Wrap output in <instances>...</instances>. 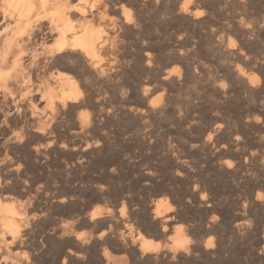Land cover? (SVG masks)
<instances>
[{
  "label": "rangeland",
  "instance_id": "obj_1",
  "mask_svg": "<svg viewBox=\"0 0 264 264\" xmlns=\"http://www.w3.org/2000/svg\"><path fill=\"white\" fill-rule=\"evenodd\" d=\"M72 1L76 2L80 6H84V7L86 6L85 8L87 9V14H88L87 16H89L88 18L92 19L95 24L97 23L99 25L101 23V21H103V23L106 21V23H104L103 25L105 26V28L108 32V42H107V46L104 49L105 55L103 54L104 58H106V59H104L105 60L103 62L104 64L101 65L102 67L100 66V68L98 69L99 72L98 73L96 72V74L94 72V75H95L94 77L86 74L87 77L89 76L88 80H87V82H88L87 85L89 87L88 88L89 90L87 92L88 98H86L87 100L80 103L78 105V107L75 108V110H73L74 114L71 112L70 116L62 115L58 120V123H59L58 126L60 127V129H65L64 127H68V126L72 129L78 128V127H76V126H78L77 122H78V120H80V118L85 113L89 117V118L87 117V126L85 129L86 137L89 139L86 138V141H84V143H85L84 146L87 144L89 146H94L95 143L98 144L97 141L99 139L101 141H103V140L106 141V146L104 147V149L102 151H100V153L97 154L99 157L96 155V159H93V163L92 162L91 163H85V164H82V166L81 165L78 166V164H77L78 158L76 157V155L74 153H71V152H66V153L64 152L63 154L61 153V154L53 155L52 157H50V159L48 161H46L45 163H42V167L44 170L41 167L39 170L34 171L33 173L29 174V176L31 177V178L29 177V180L31 182H33L35 184V187H37L39 189V193H37L34 190V191H30L29 192L30 194L27 193V195H25L23 197L25 203L27 204L26 207H27V219H28L26 231H25L26 232L25 233V239H29V238L30 239L31 238L32 239H35V238L36 239H43V238L47 239V238H49L51 240H49L50 242H48V245H47V243L45 244L47 247L43 253L36 254L37 253V252L35 253L36 250L27 249L26 253L22 254L23 259H25L26 261H32L34 259V256H36L37 259L40 257V259H38V260L40 262H42L43 264L44 263L45 264H56V262H57L56 257L58 255L56 253L57 252L59 253V251H61L60 248L61 249L63 248V244H62L63 242H61L59 240V238L60 239H76V236L82 232H84L82 234H85V236H86L85 238H88V239H97L100 232L104 233V235L106 234L105 235L106 237L103 235V238L105 237L104 239H112V238L118 239V237H119V239L120 238L122 239L124 237H125L124 239H126L127 237H128L127 239H132L134 236H136L135 234H137L138 232L141 231V233H143V235H145L146 237L154 239V242L151 239L150 240L153 243H155L156 245L160 246L161 249H164V248L166 249V247H168L171 244L172 240L174 239V236L176 235L175 234L176 228L180 226V227L184 228L185 235L189 236V238L192 236V239H194V240L206 242L205 240L213 239L215 246H217L220 241L221 242L225 241L222 244L223 247L221 248L222 249V256L221 257L216 256L215 258H208L206 261L204 258L203 259L199 258V259L195 260L197 262L194 261L193 264L194 263L195 264L196 263L197 264H208V263L210 264L211 262H212L211 264H213V263L214 264H264V262L262 263L257 257V252L260 251V247L258 248L254 244L257 239H264V237H263L264 236V219H263L264 218V207H263L264 204L258 205V204L253 203V200L257 197V195H256L257 190L253 187L254 183H253V181L248 180L246 178H243L242 176H239V177L234 178V179H233V177L229 178L225 173L222 172L224 170H222L221 168L218 169V167H217V165H219L221 163H222V165H224V163H227V164L233 163L236 165L237 160L235 159L234 153H235V150L237 151V149H240V151L238 150L239 152H252V153H256L257 151L261 152L260 149H262V148L260 146V140H263V142H264V121H261V123L256 125V126L250 125L246 129L242 128L244 126V123L242 125H240V123H239V119H241L242 117H243V119H246L247 117L257 118V117L263 116L262 120H264L263 119L264 118V115H263L264 114V86H263L264 80L261 78L260 85L261 84L262 85L259 87V89H257V93H259V94H257L256 90L254 88L248 87L249 88L248 89L246 87H241L242 83L240 84V83H237L235 80H232L233 78H232L230 73L227 75V73L230 72L229 66L232 69L241 67V65H243V67L248 65V67H249V64H250L249 61H251L250 66L253 69L254 67H257V65L260 66V65H262V63H264V56H263L264 55V42H263L264 41V16H263L264 15V0H255V1L254 0H242V1L241 0H192V1L191 0H72ZM186 1H188V2H186ZM196 1H197V3H196ZM235 3H236V5H235ZM94 4H96L95 8L93 6ZM240 4H241V6H240ZM185 5H188L190 8L191 7L194 8L193 9L194 13L196 12L197 16H199V17H195L196 15H194L192 17L187 16V18H186V15H184L183 13L181 15L180 13L182 11V7H184ZM190 5H193V6H190ZM114 7H116V9H113ZM240 7L242 8V10ZM132 11H133V13H131ZM102 12L103 13L106 12L110 16L107 14L105 20H102L101 19L102 18L101 16L103 15ZM113 12H114V15H113ZM130 13H131V15H130ZM127 15L129 16V20L131 22L130 25L126 24L125 20H124V18ZM109 17H110V19H109ZM111 18H113V19H111ZM114 19H116V20H114ZM126 19H127V17H126ZM108 20H112V21H108ZM196 21H199V22H196ZM202 21H204V22H202ZM251 21H252V23H251ZM200 22H202V23H200ZM196 23H198L199 25H197ZM204 23H205V26H203ZM237 25H240V26H237ZM243 27H244V29H243ZM247 27L249 28V31H248ZM157 29H158V31H156ZM201 29H204V31ZM213 32H214V34H213ZM250 32H252V34ZM158 34H160V35H158ZM248 35H250L252 38ZM210 36H212V37H210ZM220 36H223L224 39H223V37H220ZM219 37H220V39H219ZM190 38H191V40H190ZM219 40H221V41H219ZM217 41H218V43H217ZM246 41H248L249 44ZM219 42H220L221 46H219ZM221 42H223V44H225V45L223 46ZM145 43H147V44H145ZM233 43H235V45H233ZM203 44H205V45H203ZM226 45H227V47H229L228 49L226 48ZM231 48H233L232 49L233 51L231 50ZM236 48H237V50H236ZM222 49H223V51H222ZM224 51L226 52V54ZM236 51H238L239 53ZM227 53L231 56H229ZM240 53H242V54H240ZM125 54H126V56H125ZM233 54L235 56H232ZM236 54H237V56H236ZM255 54H256V56H255ZM257 54L259 55V57ZM181 57H182V59H180ZM183 58H185V59L187 58V59L185 60ZM248 58H249V61H248ZM259 58H260V60H259ZM230 61L231 62L236 61V63L235 62L231 63ZM260 61H261V64H260ZM189 62H190V64L188 65ZM247 62H249V63H247ZM234 64H236L235 65L236 67H234ZM200 65H202L201 67L203 70L200 68ZM74 66H76V65H74ZM213 66L216 68H214ZM217 66L219 68L222 67L223 70L219 69ZM209 67H211V68H209ZM61 68L63 69V71H67L73 75L80 74L79 67H77V68L76 67H73V68L70 67L69 69H68V67H61ZM170 69H173V70H170ZM205 69H206V71H208L209 75H207L208 73H204V72H206ZM212 70H213V72H211ZM216 71H217V73H216ZM225 71H227V72H225ZM252 71L257 73L258 70L254 68ZM166 72H168L169 75ZM200 73H202V74H200ZM154 74L157 77L156 79H155ZM203 74H204V76H203ZM216 74H218V76L219 75L220 76L218 77ZM257 74H260V76L263 75L264 69H260V71H258ZM176 75H177V77H176ZM225 75L229 78H227ZM212 77L214 78V80ZM216 78H217V81L215 80ZM173 79H174V81H173ZM218 79H219V81H218ZM156 80H157V82H156ZM161 81H164L165 83L161 82ZM214 81L216 84L214 83ZM233 81H235V82H233ZM207 84H209V85H207ZM230 84H231V86H230ZM238 84L240 87L238 86ZM206 86H209V87L212 86V87L209 88ZM227 86H228V88H227ZM113 88H114V90H113ZM207 88H208V90H207ZM216 88H217V90H216ZM245 88H246V91H250V89H251V92H247L248 94L245 93L246 92ZM209 89H212V90H209ZM218 89H220V90H218ZM222 90H223V92H222ZM208 91H210L212 93H210ZM237 91H238V93H234ZM240 91H241V93H240ZM252 91H253V93H252ZM258 91H260V92H258ZM219 93H220V96H219ZM89 94H90V96H89ZM211 94H212V96H211ZM256 94H257V96H256ZM207 95H209V96H207ZM247 95H248V97H247ZM216 96H218L219 98ZM208 97H211L214 99H210ZM234 97L237 99H235ZM250 97H251V99H250ZM218 99H219V101H218ZM212 101H214V102H212ZM223 101H224V103H221ZM125 103H126V105H125ZM222 104H223V106H222ZM253 104H254V106H253ZM249 105H251V106H249ZM153 107H155V108H153ZM246 107H248L249 110L246 109ZM250 107H252V109ZM130 108H132V109H130ZM149 108H151V109H149ZM163 108H164V110H163ZM189 109H190V111H189ZM225 109H226V111H225ZM242 110H244V111H242ZM131 111H132V113H131ZM167 112H169V113H167ZM216 112H221V115H220V113H216ZM81 113H83V114H81ZM123 113H125V114H123ZM186 113H188V115H186ZM228 113H230V114L228 115ZM190 114H192V115H190ZM259 115H261V116H259ZM156 116L159 119H157ZM207 116L209 118H207ZM67 117H69V118H67ZM215 117H222V119H217V118L215 119ZM62 118L64 119V121L60 120ZM111 118H112V120H111ZM206 118L209 119V121L208 120L206 121ZM197 119H198V121H197ZM65 120H66V122H65ZM194 120H196V121H194ZM74 121H76V124L74 123ZM217 121H219V122H217ZM62 122H65V124L64 123L62 124ZM221 122L224 125L223 130H222L224 132H223V134L221 131L218 132L219 133V134H217L218 137L215 135L214 138L211 139L210 143L213 144L212 145L213 147L210 151L207 149L203 150V148H201V149L194 148L195 149V151H194V149L190 147V145L194 144L195 140H197L199 138V136L204 138V139L208 136L209 131L205 132L206 128L209 127L211 130H214L213 128H215L217 126V123H221ZM228 122H229V125L227 124ZM212 123H213V125H212ZM237 124H239V125L236 126ZM227 126H230V128ZM105 128H106V131H104ZM227 128H229L228 130H230V131H227ZM234 129H236L235 130L236 132L234 131ZM90 130H92V131H90ZM93 130H94V132H93ZM238 130H239V132L240 131L241 132L239 133ZM86 131H87V133H86ZM199 131L201 133H199ZM259 132H261L262 135ZM206 133H207V135H205ZM186 134H187V136H186ZM198 134H199V136H198ZM231 134H232V136H230ZM195 135H197V136H195ZM226 135L228 137L229 136L230 137L228 138ZM237 135H238V139L236 140L234 137H237ZM103 136L105 139L103 138ZM105 136H107V137H105ZM177 136H179V137H177ZM147 137L148 138L151 137V139H148ZM196 137H197V139H196ZM241 137H243L241 139L243 142L240 141ZM173 140L175 143H173ZM189 141H191V142H189ZM244 141L246 143H244ZM86 142H88V143H86ZM258 142H259V144H258ZM152 143H153V146H152ZM165 143H166V145H165ZM169 143H170V145H169ZM223 143H228V144L230 143L227 146L228 149L225 148V150L223 149L222 151L218 150V146L222 145ZM241 143H244L245 146H244V144H241ZM119 144H120V148H119ZM136 144L138 146H136ZM147 144L149 145V147ZM163 144H164V146H167V147L164 148ZM176 144H178V145H176ZM183 144H185L186 146L188 145V146L184 147L185 145H183ZM239 144H240V146H239ZM121 145L123 146V148ZM246 145H248V146H246ZM255 145H257V146H255ZM144 147L146 148V151L144 149H142ZM154 147H156V148H154ZM189 147L193 150H191ZM229 147H230V149H229ZM237 147H239V148H237ZM242 147L244 148V150H241ZM253 147H254V149H253ZM171 148L172 149L176 148V149H173L174 150L173 151ZM184 149H186V150H184ZM187 149H189V151ZM127 150L129 152H125ZM160 150H161V152H160ZM176 150H177V152H176ZM196 150L200 151V152H198L199 154L197 153ZM205 150H207V151H205ZM226 150H228V152ZM115 151H117V152H115ZM121 151H122V153H121ZM148 151H150L149 154H147ZM170 151L171 152L173 151V152L171 153ZM166 152H168V153H166ZM219 152H221V153L219 154ZM229 152H231V154L232 153L233 154L231 155ZM173 153L174 154L179 153L178 155H180L184 158H188L190 161H195L196 163L198 161V164H197L198 170L196 172H194L196 174L192 177H184V178L178 176L176 173L177 169L179 168L177 166V163H175V162L173 163L168 157L169 154L171 155ZM194 153L196 154L195 156H194ZM132 154L134 156L135 155L136 156L134 157V156H132ZM204 154H207L208 157ZM140 156H142V158ZM165 156L167 157V159ZM204 156L206 158L201 159V157H204ZM210 156H212L211 157L212 159L214 158L212 164L210 163L211 159L209 161ZM219 157H222V158H219ZM97 158H98V160H97ZM101 158H103V159H101ZM147 158H148V160H147ZM123 159H124V161L126 159L127 160L124 162V161H122ZM138 159H140V160H138ZM207 159L209 162L207 161ZM243 159H245V158L243 157L242 160ZM101 161H103L104 163ZM108 162L112 167L111 168L109 165L110 173H108V174H103L102 172L100 173V171H102V170H100V167L105 165L106 163H107L106 165H108ZM74 164H75V166H74ZM209 164H211V165H209ZM227 164H225V165H227ZM68 165H69V167H68ZM123 165H124V167H123ZM134 165H136V166H134ZM156 165H157V167H156ZM207 165H208V167H206ZM44 166H45V168H44ZM200 167H202V168H200ZM215 167L217 169H215ZM212 168H213V170H212ZM81 169H83V170H81ZM148 169H149V171H148ZM71 170H72V172H71ZM157 171H159V172H157ZM199 171H201V172H199ZM40 172L42 173V175ZM147 172H148V174H147ZM209 172H210V174H209ZM150 173H151V175H150ZM100 174H102V175H100ZM112 175L116 178H114ZM102 176L105 178H103ZM199 176H202V179L199 178ZM191 178H192V180L193 179L194 180L192 181ZM93 179H95V180H93ZM115 179H117V180L115 181ZM118 179L120 182L118 181ZM161 179H163V180H161ZM203 179H204V181H203ZM226 179L228 182L226 181ZM190 180L193 183L190 182ZM97 181H99V183ZM87 182H89V183L87 184ZM132 182L133 183L136 182L135 185ZM199 182L201 185L199 184ZM163 183H165V184H163ZM237 183L240 184L239 187H238ZM248 183H251V185ZM98 184H100V185L98 186ZM146 184H148V185H146ZM208 184H210V185H208ZM83 185H85L86 187ZM90 185H92V186L95 185L96 189H98V190L95 191V188L90 186ZM204 185H206V186H204ZM116 186H118V187H116ZM141 186L144 189H142ZM147 186L149 189L148 192H147ZM207 186H209L210 188ZM249 186H251V187H249ZM76 187H78V188H76ZM83 187H85V189ZM145 187H146V190H145ZM163 187H164L165 191L162 193L160 190H163ZM106 188L109 190H107ZM197 188L198 189L200 188L199 189L200 191ZM81 189H82V191H81ZM156 189L158 190V192ZM209 189L211 191H209ZM138 190H140V192ZM127 191H130V192H127ZM101 192H103V193L107 192V195L104 193V197L102 199L96 200L95 196ZM116 192H118V193H116ZM159 192H160V194H159ZM189 192H190V194H189ZM193 192L195 193V195H197V197H199L198 200H201L203 198V200L206 204L210 201V198H211V200H213V202L215 204L217 202V204L215 205V209H211L209 211L205 207L199 208L198 206H196L197 204L195 202H193L194 200L192 201V198H191V195ZM200 192H201V194H200ZM208 192H210V193H208ZM212 192H214V193H212ZM240 192H242V194ZM127 193L128 194L130 193L129 196H131L132 202H131V206L128 205V210H127L128 214L126 212V214L124 213L125 215H123L118 210L119 207L121 208V206H122V205L120 206V204H122L120 197L122 194H127ZM136 193H137V195H136ZM179 193H180V195H179ZM139 194H141L142 196H140ZM143 194H145V195H143ZM209 194L211 195V197ZM57 195L59 197H57ZM146 195H148V196H146ZM166 195H168V197L171 201L168 199V197ZM178 195H179V197H178ZM244 195L247 196L248 198L251 196L250 197L251 199L249 198V200H248V198L245 197ZM170 196H171V198L172 197L173 198L171 199ZM204 196H205V198H204ZM218 196H220L221 198H219ZM40 197H42V198H40ZM68 197H70V198H68ZM115 197H117V198H115ZM134 197H135V199H134ZM174 197H176V199ZM186 197L189 198L192 202V203L190 202L192 204V206H189V209L187 211L185 208H183L182 205L180 206V201H179L181 199L187 200ZM58 198H66V203L59 204L58 202H56ZM90 198H92V200ZM217 198H218V200H217ZM116 199H118V200H116ZM167 199H168V201H170L172 203L171 204L169 202L170 205H173L176 203L177 204L170 206ZM220 199H223V200L220 201ZM160 200L167 202V205L169 207H172V209L174 211H177V212L181 211V213H182V214L180 213V215L177 216L176 219L172 220L170 223L167 224L168 228H167V231H165V232H159V231L156 232L157 229H155V228L153 229V227L148 226L144 220L145 219L144 218V216H145L144 211L148 210V212L150 214H153V211H155L154 205L156 206L158 201H160ZM231 200H232V202H231ZM73 201H74V203L75 202L76 203L73 204ZM223 201H226V202H223ZM53 203H54V205H53ZM152 203H155V204H152ZM231 203H234V204H231ZM244 203L247 207V210L249 208L251 210L249 209L248 212L244 213L245 215L237 213L238 210H236V209L237 208L238 209L243 208ZM263 203H264V200H263ZM229 204H230V206H229ZM238 204H240V205H238ZM61 205H64V206H61ZM252 205L254 207H252ZM57 206H58V208L56 209ZM100 206L103 207V214L104 215L107 214L106 216H104L106 218V220L104 217H102V218H100L101 220L97 219L91 225L89 223L88 224L86 223L87 225L84 224L83 223L84 218H82V217L86 218L89 215V213H90L89 209H92L94 207H100ZM137 206H139V207H137ZM143 206L146 210L143 208ZM174 206H175V208H173ZM193 206H196V207L194 208ZM149 207H150V209H149ZM227 207H228V209L226 210ZM232 207H234V208H232ZM33 208H34V210H33ZM106 208L107 209L111 208V210L107 211V210H105ZM137 208H139V209H137ZM140 208H142L143 210H141ZM232 209H235V210H232ZM255 209H257V210H255ZM114 210L119 211V212H116ZM134 210L136 213L134 212ZM136 210L141 211V212H139L140 214ZM189 210L191 212H189ZM56 211H58V212H56ZM60 212H61V214H60ZM253 212H254V214H253ZM119 213L121 216H119ZM249 213H250V215H249ZM47 214H48V216H47ZM135 214H136V216H135ZM137 214H138V216H137ZM231 214L233 216L235 214L238 218L236 216L233 217ZM41 215L43 216V218ZM83 215H85V216H83ZM130 215H132V216H130ZM113 216L114 217L116 216L115 220H114ZM122 216H124L125 218L127 216V219H129V220H127V219L125 220V218H123ZM134 216L136 217L135 219H137V220L133 219ZM240 216H242V218ZM243 216L249 222L245 221V220H240V219H244ZM245 216H247V218ZM110 217H111V219H110ZM233 218H235V220ZM236 218L238 220H236ZM250 218H252V219H250ZM257 218H259V219H257ZM182 219H183V221H181ZM107 220H109V221H107ZM188 220H190V221H188ZM211 220L212 221L213 220L218 221V222L215 221V223H217L216 226L217 225L219 226L215 229L216 232L215 231L213 232V230L210 231L208 229V225H212ZM37 221L39 223H37ZM101 221L102 222L107 221V222L102 224ZM137 221H139L140 224ZM195 221H197V222H195ZM224 221H226V222H224ZM257 221H259V222L257 223ZM126 222H128V225ZM135 222L138 224H134ZM185 222H187V223L185 224ZM246 222L250 223L251 228H250V226H246V225H248ZM69 223H71V224H69ZM175 223H176V226H175ZM224 223H225V225H224ZM36 224H37V226H36ZM105 224H106V227H105ZM129 224H131V225H129ZM181 224L182 225L185 224V226H182ZM234 224L235 225L236 224L241 225V226H239L240 228H239L237 233H236V229L234 228L235 227ZM42 225H43V227H42ZM124 225L125 226L127 225V226L125 227ZM137 225H138V227H137ZM139 225H140V228H139ZM142 225L146 228L144 229L142 227ZM229 225L234 226V227L231 226L232 229L234 228L233 229L234 231H231V228ZM112 226H114V228ZM130 226H133L134 229H133V227L130 228ZM187 226H189L190 228ZM109 228L111 230H109ZM122 228L125 229L126 231L127 230H129V231H127L125 234V231ZM126 228H129V229H126ZM248 228H249V231L247 230ZM254 228H257V229H254ZM79 229H82V230H79ZM135 229H136V233H134ZM138 229H141V230L138 231ZM146 229H148V230H146ZM190 229L191 230L195 229V230L190 232ZM250 229L252 231H250ZM59 230H61V231H59ZM153 230H155V231H153ZM219 230L220 231L222 230V232H219ZM225 230L226 231L229 230L230 232L227 233L228 232L227 231L226 232L227 234H226ZM187 231H189V232H187ZM239 231H241V232H239ZM132 232L134 234H132ZM232 232H234V233H232ZM247 232H248V234H246ZM39 233H40V235H39ZM52 233H54L56 235L54 236V234H52ZM121 233H122V235H121ZM123 233H124V235H123ZM165 233H166V235H165ZM48 234H51V235H48ZM127 234H129V235H127ZM159 234H160V236H159ZM169 234H170V236H169ZM189 234H193V235H189ZM222 235H223V237H222ZM230 235H232V236H230ZM234 235L238 236V237H235ZM242 235H244V236L242 237ZM107 236H109L111 238H109ZM122 236H124V237H122ZM196 236H197V238H196ZM218 237H220V240ZM229 237H230V239H228ZM52 238L55 241L52 240ZM168 239H169V241H168ZM216 239H218V240H216ZM56 240H57V242H56ZM156 240L158 242H156ZM230 240H232V241H230ZM226 241H227V243H226ZM234 241H235V243H234ZM242 241H244L246 243H242ZM166 242H167V244H165ZM238 242H239V244H238ZM241 244L242 245L245 244V245L240 246ZM247 244H248V246H247ZM52 245H54V246L52 247ZM108 245H110V246H108ZM226 245H227V247H225ZM162 246H164V247H162ZM49 247H50L51 252H49ZM111 248H112V250H110ZM113 248H114V244H112V243L106 244L105 247H103V251H107V252L112 251L115 259L116 258H118V259H124L125 258L126 260H130L129 256L124 255L123 253L118 252V250H114L115 248L114 249ZM54 249H56V250H54ZM245 249H247V250H245ZM231 251H232V253H231ZM112 252H111V254H112ZM223 252H225L226 255ZM227 252H229L228 255H227ZM122 254H123V256H122ZM46 259H48V260H46ZM227 259H229L230 261ZM50 260L52 261L51 263H50ZM201 260L202 261L204 260V261L202 262ZM71 263L72 264H75V263L80 264L81 262L78 259L73 258L71 260V262H69L68 264H71ZM120 263L121 262H119V264Z\"/></svg>",
  "mask_w": 264,
  "mask_h": 264
},
{
  "label": "bare ground",
  "instance_id": "obj_2",
  "mask_svg": "<svg viewBox=\"0 0 264 264\" xmlns=\"http://www.w3.org/2000/svg\"><path fill=\"white\" fill-rule=\"evenodd\" d=\"M192 1V0H191ZM242 1V0H241ZM255 1V0H254ZM188 2V1H186ZM195 2V1H194ZM88 3V2H87ZM86 3V4H87ZM180 3V2H179ZM197 3V1H196ZM240 3V2H239ZM253 3V2H252ZM134 4V3H133ZM249 4V3H248ZM94 4V8H95ZM182 5V4H181ZM189 5V4H188ZM188 5H185L182 7L181 15L182 13L187 16H197L196 12L194 13V8H190ZM236 5V3H235ZM243 5V4H242ZM193 6V5H190ZM231 6V5H230ZM238 6V5H237ZM241 6V4H240ZM86 7V6H85ZM84 6L78 5L76 2H73L72 0H0V264H43L37 259L36 256H34V259L32 261H26L23 259L22 254L26 253L27 249H34L36 250L35 253H43L46 249V243L48 245V242H50L49 238L45 239H25V231L27 226V207L26 203L23 199L27 193L30 191H36L39 193V189L35 187V184L29 180V174L33 173L34 171L39 170L42 167V163H45L56 154H63L64 152H71L76 155L78 158V166L85 163H93V159H96V155L100 153L106 146V141H101L100 139L97 141L98 144L95 143L94 146H89L88 144L84 146V141H86V134L85 129L87 126V114L84 113V115L78 120V128L72 129L68 125V127H64L65 129H60L58 126V120L62 115L70 116L71 112L73 113V110L78 107V105L85 100H87V92H88V85L87 80L88 77L86 74L90 76H95L94 72L98 73V69L103 62L104 59V49L107 46L108 42V32L103 25L106 23V21L97 25L94 23L92 19H89L87 16V9ZM108 7V6H107ZM163 7V6H162ZM174 7V6H173ZM179 7V6H178ZM195 7V6H194ZM197 7V6H196ZM213 7V6H212ZM219 7V6H218ZM110 8V7H109ZM122 8V7H121ZM127 8V7H126ZM131 8V7H130ZM129 8V9H130ZM149 8V7H148ZM204 8V7H203ZM210 8V7H209ZM238 8V7H237ZM241 8V7H240ZM239 8V9H240ZM108 9V8H107ZM113 9H116L114 7ZM112 9V10H113ZM128 9V8H127ZM164 9V8H163ZM201 9V8H200ZM199 9V10H200ZM210 10V9H209ZM242 10V8H241ZM105 11V10H104ZM122 11V10H121ZM198 11V10H197ZM212 11V10H211ZM199 12V11H198ZM213 12V11H212ZM211 12V13H212ZM103 13V12H102ZM133 13V11L131 12ZM130 13V15H131ZM202 13V12H201ZM108 13H103L101 16L102 20H105L106 15ZM164 14V13H163ZM244 14V13H243ZM109 15V14H108ZM114 15V12H113ZM175 15V14H174ZM110 16V15H109ZM112 16V15H111ZM144 16V15H143ZM205 16V15H204ZM246 16V15H245ZM264 16V15H263ZM127 17V19H126ZM124 20L125 23L130 25L129 16L127 15ZM212 17V16H211ZM244 17V16H243ZM91 18V17H90ZM181 18V17H180ZM179 18V19H180ZM183 18V17H182ZM240 18V17H239ZM108 19V18H107ZM110 19V17H109ZM113 19V18H111ZM161 19V18H160ZM185 19V18H184ZM193 19V18H192ZM258 19V18H257ZM262 19V18H261ZM98 20V19H97ZM116 20V19H114ZM118 20V19H117ZM148 20V19H147ZM165 20V19H164ZM183 20V19H182ZM242 20V19H241ZM256 20V19H255ZM112 21V20H108ZM178 21V20H177ZM199 22V21H196ZM204 22V21H202ZM200 22V23H202ZM192 23V22H191ZM252 23V21H251ZM254 23V22H253ZM113 24V23H112ZM115 24V23H114ZM136 24V23H135ZM199 25L198 23H196ZM237 24V23H236ZM244 25V24H243ZM189 26V25H188ZM205 26V23L204 25ZM230 26V25H229ZM240 26V25H237ZM256 26V25H255ZM184 27V26H183ZM195 27V26H194ZM223 27V26H222ZM249 27V26H248ZM247 27L248 31L249 28ZM251 27V26H250ZM147 28V27H146ZM239 28V27H238ZM187 29V28H186ZM200 29V28H199ZM208 29V28H207ZM244 29V27H243ZM251 29V28H250ZM116 30V29H115ZM204 31V29H201ZM210 30V29H209ZM239 30V29H238ZM158 31V29L156 30ZM212 31V30H211ZM162 32V31H161ZM177 32V31H176ZM198 32V31H197ZM231 32V31H230ZM247 32V31H246ZM117 33V32H116ZM252 34V32H250ZM123 34V33H122ZM189 34V33H188ZM214 34V32H213ZM228 34V33H227ZM237 34V33H236ZM246 34V33H245ZM263 34V33H262ZM160 35V34H158ZM139 36V35H138ZM202 36V35H201ZM246 36V35H245ZM244 36V37H245ZM250 36V35H248ZM117 37V36H116ZM206 37V36H205ZM212 37V36H210ZM209 37V38H210ZM215 37V36H214ZM223 37V36H220ZM219 37V39H220ZM233 37V36H232ZM251 37V36H250ZM208 38V37H207ZM236 38V37H235ZM234 38V39H235ZM252 38V37H251ZM115 39V38H114ZM117 39V38H116ZM159 39V38H158ZM211 39V38H210ZM217 39V38H216ZM224 39V37H223ZM222 39V40H223ZM243 39V38H242ZM191 40V38H190ZM205 40V39H204ZM236 40V39H235ZM244 40V39H243ZM126 41V40H125ZM188 41V40H187ZM221 41V40H219ZM224 41V40H223ZM129 42V41H128ZM191 42V41H190ZM209 42V41H208ZM211 42V41H210ZM248 43V41H246ZM262 42V41H261ZM264 42V41H263ZM131 43V42H130ZM141 43V42H140ZM176 43V42H175ZM189 43V42H188ZM194 43V42H193ZM197 43V42H196ZM202 43V42H201ZM218 43V41H217ZM224 46L223 42H221ZM236 43V42H235ZM233 43V45H235ZM246 43V44H247ZM134 44V43H133ZM147 44V43H145ZM169 44V43H168ZM210 44V43H209ZM249 44V43H248ZM177 45V44H176ZM190 45V44H189ZM205 45V44H203ZM217 45V44H216ZM232 45V44H231ZM253 45V44H252ZM130 46V45H129ZM165 46V45H164ZM186 46V45H185ZM212 46V45H211ZM218 46V45H217ZM219 46L220 42H219ZM245 46V45H244ZM243 46V47H244ZM109 47V46H108ZM137 47V46H136ZM198 47V46H197ZM215 47V46H214ZM232 47V46H231ZM222 48V47H221ZM226 48L228 49L229 47ZM225 48V49H226ZM234 48V47H233ZM231 48V50L233 49ZM245 48V47H244ZM182 49V48H181ZM240 49V48H239ZM221 50V49H220ZM237 50V48H236ZM244 50V49H243ZM246 50V49H245ZM253 50V49H252ZM171 51V50H170ZM177 51V50H176ZM223 51V49H222ZM233 51V50H232ZM262 51V50H261ZM225 52V51H224ZM238 52V51H236ZM138 53V52H137ZM136 53V54H137ZM229 53V52H228ZM227 53V54H228ZM233 53V52H232ZM231 53V54H232ZM239 53V52H238ZM244 53V52H243ZM246 53V52H245ZM104 54V55H103ZM226 54V52H225ZM242 54V53H240ZM123 55V54H122ZM173 55V54H172ZM229 55V54H228ZM258 55V54H257ZM262 55V54H261ZM126 56V54H125ZM170 56V55H169ZM185 56V55H184ZM231 56V55H229ZM232 56H235L234 54ZM237 56V54H236ZM247 56V55H246ZM245 56V57H246ZM249 56V55H248ZM256 56V54H255ZM264 56V55H263ZM140 57V56H139ZM172 57V56H171ZM197 57V56H196ZM253 57V56H252ZM251 57V58H252ZM259 57V55H258ZM257 57V58H258ZM126 58V57H125ZM231 58V57H230ZM255 58V57H254ZM177 59V58H176ZM182 59V57L180 58ZM185 59V58H183ZM187 59V58H186ZM185 59V60H186ZM203 59V58H202ZM228 59V58H227ZM236 59V58H235ZM242 59V58H241ZM244 59V58H243ZM126 60V59H125ZM179 60V59H178ZM239 60V59H238ZM237 60V61H238ZM245 60V59H244ZM260 60V58H259ZM160 61V60H159ZM170 61V60H169ZM182 61V60H181ZM184 61V60H183ZM188 61V60H187ZM249 61V58H248ZM151 62V61H150ZM174 62V61H173ZM211 62V61H210ZM231 62V61H230ZM229 62V63H230ZM235 62L236 61H232ZM231 62V63H232ZM244 62V61H243ZM251 64V61H249ZM247 62V63H249ZM133 63V62H132ZM193 63V62H192ZM209 63V62H208ZM238 63V62H237ZM255 63V62H254ZM190 62L188 63V65ZM206 64V63H205ZM244 64V63H243ZM249 64L247 66L241 65V67L238 68H230L227 75L230 73L232 76V80H235L237 83H242L241 87L246 88H254L257 93V89L262 85L261 78L264 80V74L260 76V74H257L260 69H264V63L262 65L257 67H254L257 69V73L253 72ZM261 64V61H260ZM76 65V66H74ZM229 65V64H228ZM233 65V64H232ZM236 64H234V67ZM238 65V64H237ZM245 65V64H244ZM148 66V65H147ZM151 66V65H150ZM202 65H200V68ZM211 66V65H210ZM61 67H79L80 74L73 75L67 71H63ZM102 67V66H101ZM155 67V66H154ZM160 67V66H159ZM187 67V66H186ZM190 67V66H189ZM214 67V66H213ZM218 67V66H217ZM253 67V66H252ZM62 70H61V69ZM171 68V67H170ZM211 68V67H209ZM208 68V69H209ZM216 68V67H214ZM219 68V67H218ZM226 68V67H225ZM65 69V68H64ZM177 69V68H176ZM186 69V68H185ZM219 69H222L219 68ZM151 70V69H150ZM173 70V69H170ZM199 70V69H198ZM203 70V69H202ZM216 70V69H215ZM223 70V69H222ZM228 70V69H227ZM195 71V70H194ZM206 71V69H205ZM219 71V70H218ZM250 71V72H249ZM185 72V71H184ZM200 72V71H199ZM213 72V70L211 71ZM215 72V71H214ZM227 72V71H225ZM168 73V72H166ZM189 73V72H188ZM208 73V71L204 72ZM217 73V71H216ZM220 73V72H219ZM157 74V73H156ZM194 74V73H193ZM197 74V73H196ZM202 74V73H200ZM123 75V74H122ZM169 75V73H168ZM167 75V76H168ZM209 75V73L207 74ZM218 76V74H216ZM155 76V74H154ZM159 76V75H158ZM173 76V75H172ZM204 76V74H203ZM213 76V75H212ZM220 76V75H219ZM218 76V77H219ZM226 76V75H225ZM121 77V76H120ZM177 77V75H176ZM227 77V76H226ZM157 77L155 76V79ZM166 78V77H165ZM184 78V77H183ZM213 78V77H212ZM211 78V79H212ZM225 78V77H224ZM229 78V77H227ZM114 79V78H113ZM148 79V78H147ZM167 79V78H166ZM185 79V78H184ZM209 79V78H208ZM230 79V80H231ZM131 80V79H130ZM142 80V79H141ZM214 80V78H213ZM217 81V78L215 79ZM262 80V81H263ZM165 81V80H164ZM161 81V82H164ZM174 81V79H173ZM183 81V80H182ZM189 81V80H188ZM212 81V80H211ZM219 81V79H218ZM226 81V80H225ZM233 81V82H235ZM104 82V81H103ZM126 82V81H125ZM157 82V80H156ZM203 82V81H202ZM210 82V81H209ZM264 82V81H263ZM108 83V82H107ZM165 83V82H164ZM169 83V82H168ZM215 83V81H214ZM228 83V82H227ZM103 84V83H102ZM127 84V83H126ZM163 84V83H162ZM161 84V85H162ZM211 84V83H210ZM216 84V83H215ZM219 84V83H218ZM232 84V83H231ZM230 84V86H231ZM264 84V83H263ZM104 85V84H103ZM209 85V84H207ZM236 86V85H235ZM239 86V84H238ZM264 86V85H263ZM131 87V86H130ZM172 87V86H171ZM209 87V86H206ZM212 87V86H210ZM209 87V88H210ZM217 87V86H216ZM233 87V86H232ZM240 87V86H239ZM150 88V87H149ZM228 88V86H227ZM226 88V89H227ZM245 88V91H246ZM248 88V89H249ZM169 89V88H168ZM174 89V88H173ZM222 89V88H221ZM243 89V88H242ZM247 89V90H248ZM253 89V90H254ZM114 90V88H113ZM208 90V88H207ZM212 90V89H209ZM215 90V89H214ZM213 90V91H214ZM217 90V88H216ZM220 90V89H218ZM234 90V89H233ZM238 90V89H237ZM263 90V89H262ZM158 91V90H157ZM236 91V90H235ZM242 91V90H241ZM240 91V93H241ZM210 92V91H208ZM223 92V90H222ZM251 92L250 91H246ZM260 92V91H258ZM212 93V92H210ZM217 93V92H216ZM233 93V92H232ZM231 93V94H232ZM234 93H238L234 92ZM233 93V94H234ZM253 93V91H252ZM121 94V93H120ZM143 94V93H142ZM147 94V93H146ZM163 94V93H162ZM244 94V93H243ZM248 94V93H247ZM259 94V93H257ZM256 94V96H257ZM105 95V94H104ZM214 95V94H213ZM217 95V94H216ZM237 95V94H236ZM245 95V94H244ZM90 96V94H89ZM108 96V95H107ZM120 96V95H119ZM146 96V95H145ZM209 96V95H207ZM212 96V94H211ZM220 96V93H219ZM161 97V96H160ZM173 97V96H172ZM215 97V96H214ZM218 97V96H216ZM223 97V96H222ZM236 97V96H235ZM234 97V98H235ZM242 97V96H241ZM248 97V95H247ZM210 99H214L211 97H208ZM219 98V97H218ZM243 98V97H242ZM262 98V97H261ZM90 99V98H89ZM113 99V98H112ZM221 99V98H220ZM228 99V98H227ZM237 99V98H235ZM244 99V98H243ZM249 99V98H248ZM251 99V97H250ZM260 99V98H259ZM92 100V99H91ZM96 100V99H95ZM107 100V99H106ZM216 100V99H215ZM214 100V101H215ZM93 101V100H92ZM165 101V100H164ZM205 101V100H204ZM212 101V102H214ZM217 101V100H216ZM219 101V99H218ZM225 101V100H224ZM221 102V103H224ZM230 101V100H229ZM247 101V100H246ZM250 101V100H249ZM95 102V101H94ZM98 102V101H97ZM126 102V101H125ZM128 102V101H127ZM89 103V102H88ZM130 103V102H129ZM211 103V102H210ZM217 103V102H216ZM263 103V102H262ZM91 104V103H90ZM96 104V103H95ZM206 104V103H205ZM204 104V105H205ZM259 104V103H258ZM126 105V103H125ZM158 105V104H157ZM211 105V104H210ZM218 105V104H217ZM220 105V104H219ZM256 105V104H255ZM82 106V105H81ZM194 106V105H193ZM198 106V105H197ZM207 106V105H206ZM223 106V104H222ZM251 106V105H249ZM254 106V104H253ZM261 106V105H260ZM83 107V106H82ZM106 107V106H105ZM134 107V106H133ZM100 108V107H99ZM155 108V107H153ZM252 109V107H250ZM260 108V107H259ZM263 108V107H262ZM132 109V108H130ZM151 109V108H149ZM166 109V108H165ZM216 109V108H215ZM222 109V108H221ZM248 109V107H246ZM91 110V109H90ZM123 110V109H122ZM164 110V108H163ZM249 110V109H248ZM258 110V109H257ZM142 111V110H141ZM169 111V110H168ZM190 111V109H189ZM226 111V109H225ZM232 111V110H231ZM244 111V110H242ZM135 112V111H134ZM133 112V113H134ZM146 112V111H145ZM153 112V111H152ZM224 112V111H223ZM228 112V111H227ZM248 112V111H247ZM257 112V111H256ZM116 113V112H115ZM120 113V112H119ZM126 113V112H125ZM123 113V114H125ZM129 113V112H128ZM132 113V111H131ZM137 113V112H136ZM144 113V112H143ZM142 113V114H143ZM169 113V112H167ZM220 113L221 112H216ZM74 114V113H73ZM80 114V113H79ZM83 114V113H81ZM117 114V113H116ZM127 114V113H126ZM150 114V113H149ZM226 114V113H225ZM230 113H228L229 115ZM233 114V113H232ZM251 114V113H250ZM95 115V114H94ZM110 115V114H109ZM128 115V114H127ZM188 115V113H186ZM192 115V114H190ZM194 115V114H193ZM227 115V116H228ZM247 115V114H246ZM264 115V114H263ZM133 116V115H132ZM137 116V115H136ZM180 116V115H179ZM212 116V115H211ZM224 116V115H223ZM261 116V115H259ZM93 117V116H92ZM110 117V116H109ZM193 117V116H192ZM226 117V116H225ZM231 117V116H230ZM237 117V116H236ZM263 117V116H262ZM262 117H247L246 119H239L240 125L244 123V126L242 128H248L250 125H258L261 123ZM69 118V117H67ZM89 118V117H88ZM135 118V117H134ZM157 118V116H156ZM197 118V117H196ZM207 118H209L207 116ZM206 118V121L209 119ZM211 118V117H210ZM222 119V117H215V119ZM91 119V118H90ZM109 119V118H108ZM159 119V118H157ZM162 119V118H161ZM199 119V118H198ZM197 119V121H198ZM230 119V118H229ZM264 119V118H263ZM61 121L64 119H60ZM68 120V119H67ZM75 120V119H74ZM89 120V119H88ZM110 120V119H109ZM112 120V118H111ZM141 120V119H140ZM191 120V119H190ZM204 120V119H203ZM227 120V119H226ZM70 121V120H69ZM73 121V120H72ZM90 121V120H89ZM131 121V120H130ZM159 121V120H158ZM196 121V120H194ZM205 121V120H204ZM205 121V122H206ZM66 122V120H65ZM65 122H62V124ZM105 122V121H104ZM141 122V121H140ZM204 122V123H205ZM219 122V121H217ZM223 122V121H222ZM217 123V126L213 128L214 130H211L209 127L206 128L205 132L209 131L208 136L204 139L199 136V138L195 140L194 144H189L191 148H203L207 150L212 149L211 139L214 138V136L219 134L218 132H223V123ZM236 122V121H235ZM61 123V122H60ZM70 123V122H69ZM76 124V121H74ZM196 123V122H195ZM207 123V122H206ZM209 123V122H208ZM211 123V122H210ZM263 123V122H262ZM71 124V123H70ZM98 124V123H97ZM119 124V123H118ZM138 124V123H137ZM177 124V123H176ZM199 124V123H198ZM229 125V122L227 123ZM236 124V123H235ZM201 125V124H200ZM213 125V123H212ZM237 124L236 126H238ZM74 126V125H73ZM72 126V127H73ZM89 126V125H88ZM104 126V125H103ZM102 126V127H103ZM106 126V125H105ZM126 126V125H125ZM205 126V125H204ZM75 127V126H74ZM107 127V126H106ZM129 127V126H128ZM155 127V126H154ZM230 128V126H227ZM91 128V127H90ZM101 128V127H100ZM158 128V127H157ZM168 128V127H167ZM229 128H227V131ZM233 128V127H232ZM252 128V127H251ZM250 128V129H251ZM92 129V128H91ZM114 129V128H113ZM192 129V128H191ZM261 129V128H260ZM263 129V128H262ZM95 130V129H94ZM93 130V132H94ZM97 130V129H96ZM177 130V129H176ZM236 129H234L235 131ZM252 130V129H251ZM89 131V130H88ZM92 131V130H90ZM100 131V130H99ZM98 131V132H99ZM106 131V128L105 130ZM114 131V130H113ZM244 131V130H243ZM101 132V131H100ZM151 132V131H150ZM232 132V131H231ZM236 132V131H235ZM239 132V130H238ZM241 132V131H240ZM239 132V133H240ZM87 133V131H86ZM102 133V132H101ZM105 133V132H104ZM119 133V132H118ZM152 133V132H151ZM159 133V132H158ZM199 133H201L199 131ZM230 133V132H229ZM233 133V132H232ZM238 133V134H239ZM261 134V132H259ZM204 134V133H203ZM244 134V133H243ZM134 135V134H133ZM137 135V134H136ZM152 135V134H151ZM160 135V134H159ZM162 135V134H161ZM175 135V134H174ZM207 135V133L205 134ZM256 135V134H255ZM254 135V136H255ZM262 135V134H261ZM90 136V135H89ZM111 136V135H110ZM115 136V135H114ZM119 136V135H118ZM147 136V135H146ZM150 136V135H149ZM187 136V134H186ZM197 136V135H195ZM202 136V135H201ZM227 136V135H226ZM225 136V137H226ZM232 136V134L230 135ZM229 136V137H230ZM235 136V135H234ZM233 136V137H234ZM107 137V136H105ZM179 137V136H177ZM194 137V136H193ZM218 137V136H217ZM228 137V136H227ZM228 137V138H229ZM261 137V136H260ZM263 137V136H262ZM104 138V136H103ZM109 138V137H108ZM148 138V137H147ZM236 140L237 137H234ZM243 137L240 138V141H242ZM255 138V137H254ZM89 139V138H87ZM105 139V138H104ZM148 139H151L148 138ZM177 139V138H176ZM231 139V138H230ZM263 139V138H262ZM145 140V139H144ZM178 140V139H177ZM244 140V139H243ZM246 140V139H245ZM254 140V139H253ZM88 141V140H87ZM91 141V140H90ZM120 141V140H119ZM143 141V140H142ZM148 141V140H147ZM181 141V140H180ZM215 141V140H214ZM249 141V140H248ZM145 142V141H144ZM143 142V143H144ZM171 142V141H170ZM191 142V141H189ZM193 142V141H192ZM218 142V141H217ZM227 142V141H226ZM235 142V141H234ZM239 142V141H238ZM243 142V141H242ZM88 143V142H86ZM173 143L174 140H173ZM172 143V144H173ZM181 143V142H180ZM185 143V142H184ZM216 143V142H215ZM236 143V142H235ZM244 143H246L244 141ZM241 143V144H244ZM146 144V143H145ZM171 144V145H172ZM187 144V143H186ZM230 144V143H229ZM228 143H223L222 145L218 146V150H225ZM234 144V143H233ZM248 144V143H247ZM256 144V143H255ZM259 144V142H258ZM110 145V144H109ZM123 145V144H122ZM121 145V146H122ZM148 145V144H147ZM166 145V143H165ZM170 145V143H169ZM175 145V144H174ZM178 145V144H176ZM181 145V144H180ZM185 145V144H183ZM237 145V144H236ZM136 146H138L136 144ZM140 146V145H139ZM143 146V145H142ZM153 146V143H152ZM164 146V144H163ZM188 146V145H187ZM186 145L184 147H187ZM231 146V145H230ZM235 146V145H234ZM238 146V145H237ZM240 146V144H239ZM245 146V144H244ZM248 146V145H246ZM257 146V145H255ZM260 146L262 149H260L261 152L257 151L256 153L252 152H239L240 149L235 150L234 156L236 161V165L233 163L227 164L224 163V165L219 164L217 165L218 169H222L223 173H225L229 178L233 177L237 178L239 176H242L243 178H246L248 180L253 181V187L257 190V197L253 200V203L263 205L264 200V142L263 140H260ZM112 147V146H111ZM146 147V146H145ZM142 148L146 151V148ZM149 147V145H148ZM147 147V148H148ZM157 147V146H156ZM154 147V148H156ZM162 147V146H161ZM167 146H164V148ZM180 147V146H179ZM189 147V148H190ZM232 147V146H231ZM113 148V147H112ZM120 148V144H119ZM123 148V146H122ZM152 148V147H151ZM158 148V147H157ZM160 148V147H159ZM183 148V147H182ZM190 148V149H191ZM239 148V147H237ZM257 148V147H256ZM114 149V148H113ZM150 149V148H149ZM153 149V148H152ZM151 149V150H152ZM172 149V148H171ZM176 149V148H173ZM172 149V150H173ZM179 149V148H178ZM191 149V150H193ZM228 149V148H227ZM230 149V147H229ZM254 149V147H253ZM259 149V148H258ZM123 150V149H122ZM139 150V149H138ZM143 150V151H144ZM156 150V149H155ZM186 150V149H184ZM183 150V151H184ZM189 151V149H187ZM190 150V151H191ZM205 150V151H207ZM239 150V151H238ZM241 150H244L242 147ZM252 150V149H251ZM114 151V150H113ZM153 151V150H152ZM174 151V150H173ZM172 151V152H173ZM181 151V150H180ZM195 151V149H194ZM197 153L200 152L196 150ZM228 152V150H226ZM231 151V150H230ZM117 152V151H115ZM114 152V153H115ZM124 152V151H123ZM125 152H129L128 150ZM131 152V151H130ZM150 151H148L147 154H149ZM161 152V150H160ZM169 152V151H168ZM166 152V153H168ZM171 152V151H170ZM171 152V153H172ZM177 152V150H176ZM192 152V151H191ZM212 152V151H211ZM210 152V153H211ZM215 152V151H214ZM113 153V152H112ZM120 153V152H119ZM118 153V154H119ZM122 153V151H121ZM133 153V152H132ZM135 153V152H134ZM143 153V152H142ZM146 153V152H145ZM196 153V152H195ZM194 153V156L196 155ZM203 153V152H202ZM201 153V154H202ZM208 153V152H207ZM221 152H219L220 154ZM224 153V152H223ZM231 154V152H229ZM228 153V154H229ZM68 154V153H67ZM138 154V153H137ZM160 154V153H159ZM179 154V153H178ZM178 154H169V159L174 163H177V175L180 177H192L194 176L197 170H198V161L197 163L195 161H190L188 158H184ZM199 154V153H198ZM212 154V153H211ZM218 154V153H217ZM233 154V153H232ZM231 154V155H232ZM73 155V154H72ZM125 155V154H124ZM142 155V154H141ZM144 155V154H143ZM151 155V154H150ZM158 155V154H157ZM190 155V154H189ZM193 155V154H192ZM207 156V154H204ZM214 155V154H213ZM58 156V155H57ZM63 156V155H62ZM69 156V155H68ZM98 156V155H97ZM106 156V155H105ZM132 156H134L132 154ZM136 156V155H135ZM134 156V157H135ZM139 156V155H138ZM145 156V155H144ZM187 156V155H186ZM199 156V155H198ZM219 156V155H218ZM225 156V155H224ZM55 157V156H54ZM60 157V156H59ZM70 157V156H69ZM99 157V156H98ZM102 157V156H101ZM133 157V158H134ZM142 158V156H140ZM152 157V156H151ZM160 157V156H159ZM166 157V156H165ZM193 157V156H192ZM191 157V158H192ZM208 157V156H207ZM209 157V161L212 164L213 159ZM233 157V156H232ZM245 158L242 160V158ZM112 158V157H111ZM153 158V157H152ZM155 158V157H154ZM200 158V157H199ZM206 158L201 157V159ZM222 158V157H219ZM74 159V158H73ZM103 159V158H101ZM109 159V158H108ZM159 159V158H158ZM167 159V157H166ZM230 159V158H229ZM234 159V160H235ZM52 160V159H51ZM76 160V159H75ZM98 160V158H97ZM112 160V159H111ZM116 160V159H115ZM114 160V161H115ZM127 160V159H126ZM125 160V161H126ZM140 160V159H138ZM137 160V161H138ZM142 160V159H141ZM148 160V158H147ZM146 160V161H147ZM194 160V159H193ZM69 161V160H68ZM110 161V160H109ZM124 161V159L122 160ZM124 161V162H125ZM133 161V160H132ZM153 161V160H152ZM162 161V160H161ZM166 161V160H165ZM208 161V159H207ZM208 161V162H209ZM228 161V160H227ZM231 161V160H230ZM229 161V162H230ZM250 161V162H249ZM53 162V161H52ZM61 162V161H60ZM100 162V161H99ZM103 162V161H101ZM107 162V161H106ZM117 162V161H116ZM128 162V161H127ZM203 162V161H202ZM225 162V161H224ZM233 162V161H232ZM249 162V163H248ZM49 163V162H48ZM104 163V162H103ZM102 163V164H103ZM146 163V162H145ZM216 163V162H215ZM51 164V163H50ZM76 164V165H77ZM97 164V163H96ZM107 164V163H106ZM103 165L100 167V173L108 174L110 173L109 170V162L108 165ZM153 164V163H152ZM203 164V163H202ZM206 164V163H205ZM209 164V165H211ZM227 164V165H225ZM71 165V164H70ZM94 165V164H93ZM130 165V164H129ZM168 165V164H167ZM215 165V166H216ZM75 166V164H74ZM92 166V165H91ZM98 166V165H97ZM114 166V165H113ZM136 166V165H134ZM153 166V165H152ZM47 167V166H46ZM69 167V165H68ZM77 167V166H76ZM111 167V165H110ZM115 167V166H114ZM121 167V166H120ZM124 167V165H123ZM149 167V166H148ZM157 167V165H156ZM208 167V165L206 166ZM210 167V166H209ZM213 167V166H212ZM45 168V166H44ZM53 168V167H52ZM60 168V167H59ZM64 168V167H63ZM72 168V167H71ZM70 168V169H71ZM95 168V167H94ZM112 168V167H111ZM202 168V167H200ZM43 169V167H42ZM97 169V168H96ZM124 169V168H123ZM126 169V168H125ZM157 169V168H156ZM172 169V168H171ZM204 169V168H203ZM208 169V168H207ZM215 169H217L215 167ZM44 170V169H43ZM83 170V169H81ZM91 170V169H90ZM152 170V169H151ZM205 170V169H204ZM203 170V171H204ZM211 170V169H210ZM213 170V168H212ZM41 171V170H40ZM114 171V170H113ZM117 171V170H116ZM149 171V169H148ZM156 171V170H155ZM202 171V172H203ZM209 171V170H208ZM215 171V170H214ZM220 171V170H219ZM72 172V170H71ZM159 172V171H157ZM201 172V171H199ZM205 172V171H204ZM217 172V171H216ZM41 173V172H40ZM47 173V172H46ZM68 173V172H67ZM89 173V172H88ZM118 173V172H117ZM213 173V172H212ZM50 174V173H49ZM80 174V173H79ZM123 174V173H122ZM148 174V172H147ZM153 174V173H152ZM202 174V173H201ZM206 174V173H205ZM210 174V172H209ZM220 174V173H219ZM222 174V173H221ZM42 175V173H41ZM93 175V174H92ZM96 175V174H95ZM102 175V174H100ZM151 175V173H150ZM203 175V174H202ZM85 176V175H84ZM104 176V175H103ZM102 176V177H103ZM109 176V175H108ZM113 176V175H112ZM116 176V175H115ZM120 176V175H119ZM160 176V175H159ZM198 176V175H197ZM206 176V175H205ZM204 176V177H205ZM224 176V175H223ZM222 176V177H223ZM76 177V176H75ZM95 177V176H94ZM98 177V176H97ZM110 177V176H109ZM114 177V176H113ZM118 177V176H117ZM168 177V176H167ZM221 177V176H220ZM225 177V176H224ZM223 177V178H224ZM31 178V177H30ZM68 178V177H67ZM74 178V177H73ZM77 178V177H76ZM105 178V177H103ZM116 178V177H114ZM124 178V177H123ZM153 178V177H152ZM160 178V177H159ZM174 178V177H173ZM178 178V177H177ZM197 178V177H196ZM199 178L202 179V176H199ZM198 178V179H199ZM207 178V177H206ZM83 179V178H82ZM110 179V178H109ZM186 179V178H185ZM208 179V178H207ZM206 179V180H207ZM216 179V178H215ZM36 180V179H35ZM95 180V179H93ZM117 179H115L116 181ZM151 180V179H150ZM149 180V181H150ZM160 180V179H159ZM163 180V179H161ZM166 180V179H165ZM177 180V179H176ZM179 180V179H178ZM192 180V178H191ZM190 180V182H192ZM222 180V179H221ZM225 180V179H224ZM230 180V179H229ZM243 180V179H242ZM68 181V180H67ZM88 181V180H87ZM119 181V179H118ZM123 181V180H122ZM204 181V179H203ZM227 181V179H226ZM232 181V180H231ZM244 181V180H243ZM80 182V181H79ZM93 182V181H92ZM99 183V181H97ZM112 182V181H111ZM120 182V181H119ZM118 182V183H119ZM126 182V181H125ZM138 182V181H137ZM166 182V181H165ZM173 182V181H172ZM186 182V181H185ZM198 182V181H197ZM208 182V181H207ZM228 182V181H227ZM226 182V183H227ZM233 182V181H232ZM235 182V181H234ZM237 182V181H236ZM249 182V181H248ZM89 182H87L88 184ZM109 183V182H108ZM124 183V182H123ZM133 183V182H132ZM136 182L133 184L135 185ZM193 183V182H192ZM191 183V184H192ZM205 183V182H204ZM211 183V182H210ZM231 183V182H230ZM247 183V182H246ZM252 183V182H251ZM251 183H248L251 185ZM48 184V183H47ZM52 184V183H51ZM97 184V183H96ZM139 184V183H138ZM165 184V183H163ZM200 184V182H199ZM100 184H98L99 186ZM116 185V184H115ZM148 185V184H146ZM189 185V184H188ZM194 185V184H193ZM201 185V184H200ZM203 185V184H202ZM210 185V184H208ZM238 187L240 184H238ZM244 185V184H243ZM85 186V185H83ZM92 186V185H90ZM97 186V185H96ZM97 186V187H98ZM103 186V185H102ZM126 186V185H125ZM128 186V185H127ZM156 186V185H155ZM161 186V185H160ZM206 186V185H204ZM236 186V185H235ZM248 186V185H247ZM40 187V186H39ZM49 187V186H48ZM86 187V186H85ZM85 187H83L85 189ZM96 189L95 185L92 186ZM118 187V186H116ZM123 187V186H122ZM129 187V186H128ZM132 187V186H131ZM136 187V186H135ZM134 187V188H135ZM142 187V186H141ZM157 187V186H156ZM162 187V186H161ZM165 187V186H164ZM163 187V190H160L162 193L165 191ZM187 187V186H186ZM193 187V186H192ZM199 187V186H198ZM202 187V186H201ZM209 187V186H207ZM234 187V186H233ZM243 187V186H242ZM246 187V186H245ZM251 187V186H249ZM47 188V187H46ZM78 188V187H76ZM102 188V187H101ZM124 188V187H123ZM137 188V187H136ZM135 188V189H136ZM153 188V187H152ZM158 188V187H157ZM160 188V187H159ZM175 188V187H174ZM181 188V187H180ZM205 188V187H204ZM210 188V187H209ZM231 188V187H230ZM247 188V187H246ZM45 189V188H44ZM93 189V188H92ZM104 189V188H103ZM107 189V188H106ZM105 189V190H106ZM118 189V188H117ZM141 189V188H140ZM142 189H144L142 187ZM182 189V188H181ZM193 189V188H192ZM198 189V188H197ZM200 189V188H199ZM198 189V190H199ZM243 189V188H242ZM245 189V188H244ZM41 190V189H40ZM88 190V189H87ZM101 190V189H100ZM109 190V189H107ZM119 190V189H118ZM146 190V187H145ZM144 190V191H145ZM148 186H147V192H148ZM157 190V189H156ZM205 190V189H204ZM208 190V189H207ZM251 190V189H250ZM45 191V190H44ZM49 191V190H48ZM80 191V190H79ZM82 191V189H81ZM104 191V190H103ZM131 191V190H130ZM127 191V192H130ZM140 192V190H138ZM168 191V190H167ZM172 191V190H171ZM177 191V190H176ZM189 191V190H188ZM200 191V190H199ZM198 191V192H199ZM206 191V190H205ZM209 191H211L209 189ZM218 191V190H217ZM246 191V190H245ZM47 192V191H46ZM126 192V191H125ZM136 192V191H135ZM150 192V191H149ZM158 192V190H157ZM253 192V191H252ZM32 193V192H31ZM41 193V192H40ZM45 193V192H44ZM51 193V192H50ZM62 193V192H61ZM107 195V192H104ZM104 193L101 192L97 194V199H102L104 197ZM109 193V192H108ZM118 193V192H116ZM122 193V192H121ZM138 193V192H137ZM136 193V195H137ZM153 193V192H152ZM172 193V192H171ZM185 193V192H184ZM206 193V192H205ZM210 193V192H208ZM214 193V192H212ZM242 194V192H240ZM239 193V194H240ZM245 193V192H244ZM30 194V193H29ZM53 194V193H52ZM111 194V193H110ZM128 194V193H127ZM122 194L121 195V203L119 207V211L121 214L125 215L128 210V205L131 206L132 198L129 196V194ZM154 194V193H153ZM157 194V193H156ZM160 194V192H159ZM173 194V193H172ZM190 194V192H189ZM201 194V192H200ZM219 194V193H218ZM92 195V194H91ZM142 196L141 194H139ZM145 195V194H143ZM180 195V193H179ZM178 195V197H179ZM183 195V194H182ZM206 195V194H205ZM210 195V194H209ZM217 195V194H216ZM222 195V194H221ZM248 195V194H247ZM252 195V194H251ZM48 196V195H47ZM71 196V195H70ZM82 196V195H81ZM84 196V195H83ZM148 196V195H146ZM164 196V195H163ZM168 197V195H166ZM188 196V195H187ZM213 196V195H212ZM235 196V195H234ZM245 196V195H244ZM46 197V196H45ZM51 197V196H50ZM57 197H59L57 195ZM85 197V196H84ZM108 197V196H107ZM151 197V196H150ZM177 197V196H176ZM176 197H174L176 199ZM185 197V196H184ZM189 197V196H188ZM209 197V196H208ZM211 197V195H210ZM221 198L220 196H218ZM243 197V196H242ZM241 197V198H242ZM247 197V196H245ZM244 197V198H245ZM251 197V196H250ZM249 197V198H250ZM42 198V197H40ZM55 198V197H54ZM70 198V197H68ZM72 198V197H71ZM117 198V197H115ZM159 198V197H158ZM161 198V197H160ZM166 198V197H165ZM171 198V196H170ZM173 198V197H172ZM171 198V199H172ZM192 201L195 202L199 208L205 207L209 211L211 209H215L216 204L211 200L206 204L203 200H198L199 197L195 195L193 192L191 195ZM205 198V196H204ZM248 198V197H247ZM248 198V200H249ZM78 199V198H77ZM83 199V198H82ZM92 200V198H90ZM135 199V197H134ZM169 199V197H168ZM167 199V201H168ZM187 200L181 199L180 206L182 205L183 208L186 209V211L189 209V206H192V202L189 198L186 197ZM207 199V198H206ZM209 199V198H208ZM214 199V198H213ZM251 199V198H250ZM47 200V199H46ZM54 200V199H53ZM70 200V199H69ZM89 200V199H88ZM118 200V199H116ZM156 200V199H155ZM170 200V199H169ZM218 200V198H217ZM223 199H220L222 201ZM95 201V200H94ZM102 201V200H101ZM144 201V200H143ZM153 201V200H152ZM171 201V200H170ZM168 201V203L170 202ZM59 204L66 203V198H58L57 201ZM72 202V201H71ZM99 202V201H98ZM109 202V201H108ZM117 202V201H116ZM142 202V201H141ZM154 202V201H153ZM178 202V201H177ZM191 202V203H190ZM207 202V201H206ZM226 202V201H223ZM222 202V203H223ZM232 202V200H231ZM235 202V201H234ZM242 202V201H241ZM251 202V201H250ZM41 203V202H40ZM76 203V202H75ZM73 201V204H75ZM79 203V202H78ZM84 203V202H83ZM134 203V202H133ZM138 203V202H137ZM136 203V204H137ZM156 203V202H155ZM152 203V204H155ZM171 203V202H170ZM169 203V205H170ZM175 203V202H174ZM179 203V202H178ZM221 203V204H222ZM236 203V202H235ZM49 204V203H48ZM56 204V203H55ZM70 204V203H69ZM116 204V203H115ZM172 204V203H171ZM177 204V203H176ZM173 204V205H176ZM234 204V203H231ZM40 205V204H39ZM50 205V204H49ZM54 205V203H53ZM80 205V204H79ZM83 205V204H82ZM109 205V204H108ZM118 205V204H117ZM170 205V206H173ZM224 205V204H223ZM222 205V206H223ZM240 205V204H238ZM251 205V204H250ZM45 206V205H44ZM47 206V205H46ZM64 206V205H61ZM60 206V207H61ZM68 206V205H67ZM70 206V205H69ZM76 206V205H75ZM88 206V205H87ZM106 206V205H105ZM135 206V205H134ZM151 206V205H150ZM178 206V205H177ZM196 206H193L194 208ZM221 206V207H222ZM230 206V204H229ZM37 207V206H36ZM49 207V206H48ZM47 207V208H48ZM55 207V206H54ZM72 207V206H71ZM112 207V206H111ZM116 207V206H115ZM114 207V208H115ZM139 207V206H137ZM141 207V206H140ZM155 211H153V214H150L148 210H146L143 206V208L146 210L144 211V220L145 223L153 227V229H157L156 232H165L167 231V224L170 223L172 220L176 219L177 216L180 215L181 211L178 213L177 211H174L172 207H169L167 205V202L160 200L158 201L157 205L155 206ZM218 207V206H217ZM224 207V206H223ZM252 207H254L252 205ZM264 207V205H263ZM53 208V207H52ZM51 208V209H52ZM58 206L56 207V209ZM73 208V207H72ZM117 208V207H116ZM115 208V209H116ZM132 208V207H131ZM134 208V207H133ZM175 208V206L173 207ZM220 208V207H219ZM234 208V207H232ZM249 208V207H248ZM257 208V207H256ZM29 209V208H28ZM39 209V208H38ZM41 209V208H40ZM44 209V208H43ZM70 209V208H69ZM139 209V208H137ZM143 210L142 208H140ZM150 209V207H149ZM191 209V208H190ZM221 209V208H220ZM228 207L226 208V210ZM250 209V208H249ZM248 209V210H249ZM254 209V208H253ZM34 210V208H33ZM78 210V209H77ZM90 213L89 215L84 218V224H93L97 219H100L106 215L103 214V207H94L92 209H89ZM107 211L110 209H105ZM117 210V209H116ZM114 210V211H116ZM130 210V209H129ZM183 210V209H182ZM217 210V209H216ZM215 210V211H216ZM235 210V209H232ZM237 213L244 214L248 212L247 207L244 203L243 208H237ZM251 210V209H250ZM257 210V209H255ZM80 211V210H79ZM116 211V212H119ZM131 211V210H130ZM129 211V212H130ZM137 211V210H136ZM151 211V210H150ZM201 211V210H200ZM207 211V210H206ZM208 211V212H209ZM220 211V210H219ZM31 212V211H30ZM35 212V211H34ZM53 212V211H52ZM58 212V211H56ZM87 212V211H86ZM112 212V211H111ZM135 212V210H134ZM138 213L141 211H137ZM184 212V211H183ZM189 212H191L189 210ZM217 212V211H216ZM251 212V211H250ZM255 212V211H254ZM253 212V214H254ZM64 213V212H63ZM74 213V212H73ZM77 213V212H76ZM83 213V212H82ZM125 213V214H124ZM136 213V212H135ZM193 213V212H192ZM234 213V212H233ZM252 213V212H251ZM259 213V212H258ZM32 214V213H31ZM61 214V212H60ZM80 214V213H79ZM86 214V213H85ZM111 214V213H110ZM128 214V212H127ZM131 214V213H130ZM133 214V213H132ZM140 214V213H139ZM182 214V213H181ZM248 214V213H247ZM257 214V213H256ZM255 214V215H256ZM30 215V214H29ZM45 215V214H44ZM82 215V214H81ZM109 215V214H108ZM184 215V214H183ZM198 215V214H197ZM196 215V216H197ZM229 215V214H228ZM232 215V214H231ZM245 215V214H244ZM250 215V213H249ZM42 216V215H41ZM48 216V214H47ZM85 216V215H83ZM119 216L120 213H119ZM128 216V215H127ZM124 216L125 220L127 219ZM132 216V215H130ZM136 216V214H135ZM134 216L133 219L136 217ZM138 216V214H137ZM142 216V215H141ZM140 216V217H141ZM185 216V215H184ZM183 216V217H184ZM191 216V215H190ZM226 216V215H225ZM233 216V215H232ZM234 216H236L234 214ZM233 216V217H234ZM253 216V215H252ZM65 217V216H64ZM77 217V216H76ZM114 217V216H113ZM116 217V216H115ZM114 217V220H115ZM121 217V218H122ZM182 217V218H183ZM211 217V216H210ZM218 217V216H217ZM237 217V216H236ZM242 218V216H240ZM247 218V216H245ZM257 217V216H256ZM255 217V218H256ZM263 217V216H262ZM43 218V216H42ZM105 218V217H104ZM103 218V219H104ZM108 218V217H107ZM238 218V217H237ZM236 218V220H238ZM244 218V216H243ZM253 218V217H252ZM250 218V219H252ZM102 219V220H103ZM111 219V217H110ZM188 219V218H187ZM194 219V218H193ZM211 219V218H210ZM220 219V218H219ZM218 219V220H219ZM235 220V218H233ZM259 219V218H257ZM264 219V218H263ZM82 220V219H81ZM80 220V221H81ZM101 220V219H100ZM106 220V218H105ZM113 220V219H112ZM113 220V221H114ZM120 220V219H119ZM129 220V219H127ZM137 220V219H135ZM139 220V219H138ZM197 220V219H196ZM240 220H246L240 219ZM109 221V220H107ZM107 221H104L101 223L104 224ZM117 221V220H116ZM121 221V220H120ZM123 221V220H122ZM140 221V220H139ZM139 221H137L139 223ZM143 221V220H142ZM177 221V220H176ZM183 221V219L181 220ZM190 221V220H188ZM194 221V220H193ZM212 221V220H211ZM210 221V222H211ZM218 222L217 220L212 221V225H208V229L213 232L218 225L216 226ZM244 221V222H245ZM125 222V221H124ZM133 222V221H132ZM197 222V221H195ZM226 222V221H224ZM228 222V221H227ZM239 222V221H238ZM249 222V221H248ZM259 221H257L258 223ZM37 223H39L37 221ZM100 223V224H101ZM128 225V222H126ZM125 223V224H126ZM134 223V224H138ZM142 223V222H141ZM181 223V222H180ZM187 222H185L186 224ZM189 223V222H188ZM193 223V222H192ZM191 223V224H192ZM206 223V222H205ZM209 223V222H208ZM207 223V224H208ZM220 223V222H219ZM230 223V222H229ZM240 223V222H239ZM247 223V222H246ZM71 224V223H69ZM83 224V225H84ZM86 224V225H87ZM95 224V223H94ZM115 224V223H114ZM123 224V223H122ZM121 224V225H122ZM140 224V223H139ZM178 224V223H177ZM185 224H181L182 226H185ZM190 224V223H189ZM196 224V223H195ZM206 224V225H207ZM227 224V223H226ZM238 224V223H237ZM231 225L236 229V233L239 230V226L241 225ZM250 226V223H247ZM57 225V224H56ZM89 225V226H90ZM109 225V224H108ZM126 225V226H127ZM131 225V224H129ZM133 225V224H132ZM205 225V226H206ZM225 225V223H224ZM37 226V224H36ZM63 226V225H62ZM80 226V225H79ZM117 226V225H116ZM119 226V225H118ZM125 226V225H124ZM125 226V227H126ZM134 226V225H133ZM133 226H130L133 227ZM176 226V223H175ZM192 226V225H191ZM230 226V225H229ZM230 226V228H231ZM253 226V225H252ZM43 227V225H42ZM77 227V226H76ZM106 227V224H105ZM108 227V226H107ZM114 228V226H112ZM129 227V226H128ZM138 227V225H137ZM142 227L145 229L142 225ZM141 227V228H142ZM171 227V226H170ZM174 227V226H173ZM172 227V228H173ZM189 227V226H187ZM198 227V226H197ZM222 227V226H221ZM226 227V226H225ZM33 228V227H32ZM78 228V227H77ZM80 228V227H79ZM83 228V227H82ZM136 228V227H135ZM140 228V225H139ZM171 228V229H172ZM190 228V227H189ZM233 228V229H234ZM251 228V226H250ZM28 229V228H27ZM123 229V228H122ZM129 229V228H126ZM134 229V227H133ZM188 229V228H187ZM196 229V228H195ZM194 229V230H195ZM231 228V231H234ZM253 229V228H252ZM257 229V228H254ZM49 230V229H48ZM52 230V229H51ZM64 230V229H63ZM82 230V229H79ZM105 230V229H104ZM109 230H111L109 228ZM120 230V229H119ZM125 234L129 230H125ZM141 229H138V231ZM148 230V229H146ZM174 230V229H173ZM190 229V232L194 231ZM208 230V231H209ZM249 231V228L247 229ZM61 231V230H59ZM87 231V230H86ZM118 231V230H117ZM123 231V232H124ZM131 231V230H130ZM155 231V230H153ZM202 231V230H201ZM207 231V230H206ZM218 231V230H217ZM228 231V232H227ZM225 230V233H229V230ZM250 231H252L250 229ZM256 231V230H255ZM46 232V231H45ZM44 232V233H45ZM49 232V231H48ZM94 232V231H93ZM103 232V231H102ZM189 232V231H187ZM216 232V231H215ZM219 232H222V230ZM241 232V231H239ZM30 233V232H29ZM32 233V232H31ZM42 233V232H41ZM50 233V232H49ZM60 233V232H59ZM84 233V232H82ZM79 233L76 236V239H60L61 242H63V248L57 252L56 254V264H68L71 262V260L78 259L81 263L80 264H193V262L199 258H204L205 261L208 258H215L222 256V247L223 242H219L217 246L214 245L213 239L205 240L206 242H202L199 240L192 239V236L189 238V236H186L184 233L183 227H177L175 231L174 239L172 240L171 244L166 247V249H161L160 246L156 245L154 242V239L148 238L143 233L138 232L135 234L132 239H124L118 237V239H104L106 234L101 233L98 235L97 239H88L85 238V234ZM130 233V232H129ZM136 233V229L135 232ZM132 232V234H134ZM197 233V232H196ZM226 233V234H227ZM234 233V232H232ZM256 233V232H255ZM43 234V233H42ZM46 234V233H45ZM54 234V233H52ZM58 234V233H57ZM64 234V233H63ZM76 234V233H75ZM119 234V233H118ZM117 234V235H118ZM146 234V233H145ZM248 234V232L246 233ZM35 235V234H34ZM40 235V233H39ZM51 235V234H48ZM56 234H54L55 236ZM103 235L105 236L103 238ZM120 235V234H119ZM122 235V233H121ZM124 235V233H123ZM129 235V234H127ZM147 235V234H146ZM166 235V233H165ZM193 235V234H189ZM196 235V234H195ZM217 235V234H216ZM241 235V234H240ZM33 236V235H32ZM44 236V235H43ZM89 236V235H88ZM133 236V235H132ZM160 236V234H159ZM163 236V235H162ZM168 236V235H167ZM170 236V234H169ZM213 236V235H212ZM218 236V235H217ZM229 236V235H228ZM232 236V235H230ZM235 236V235H234ZM244 235H242L243 237ZM263 236V235H262ZM31 237V236H30ZM41 237V236H40ZM46 237V236H45ZM109 237V236H107ZM115 237V236H114ZM173 237V236H172ZM200 237V236H199ZM209 237V236H208ZM223 237V235H222ZM227 237V236H226ZM238 237V236H235ZM241 237V236H240ZM264 237V236H263ZM84 238V239H83ZM111 238V237H109ZM194 238V237H193ZM197 238V236H196ZM211 238V237H210ZM220 240V237H218ZM153 241H151V240ZM171 239V238H170ZM230 239V237L228 238ZM240 239V238H239ZM245 239V238H244ZM52 240H54L52 238ZM159 240V239H158ZM218 240V239H216ZM227 240V239H226ZM250 240V239H249ZM248 240V241H249ZM55 241V240H54ZM59 241V242H60ZM169 241V239H168ZM171 241V240H170ZM232 241V240H230ZM238 241V240H237ZM245 241V240H244ZM242 241V243H246ZM57 242V240H56ZM156 242H158L156 240ZM52 243V242H51ZM114 244V250H118V252L123 253L124 255L129 256L130 260L124 259H118L114 258L113 252H107L103 251V247H105L106 244ZM227 243V241H226ZM235 243V241H234ZM58 244V243H57ZM167 244V242L165 243ZM169 244V243H168ZM239 244V242H238ZM258 248L260 247V251L257 252L258 259L263 263L264 262V239H257L254 243ZM56 245V244H55ZM245 245V244H243ZM242 244L240 246H243ZM250 245V244H249ZM54 245H52L53 247ZM110 246V245H108ZM107 246V247H108ZM236 246V245H235ZM248 246V244H247ZM164 247V246H162ZM227 247V245L225 246ZM253 247V246H252ZM231 248V247H230ZM33 250V251H34ZM52 250V249H51ZM56 250V249H54ZM108 250V249H107ZM112 250V248L110 249ZM232 250V249H231ZM247 250V249H245ZM30 251V250H29ZM224 251V250H223ZM229 251V250H228ZM49 252L50 247H49ZM53 252V251H52ZM28 253V252H27ZM32 253V252H31ZM116 253V252H115ZM114 253V254H115ZM225 254V252H223ZM229 252H227L228 255ZM232 253V251H231ZM230 253V254H231ZM51 254V253H50ZM55 254V253H54ZM122 254V256H123ZM31 255V254H30ZM226 255V254H225ZM232 255V254H231ZM32 256V255H31ZM42 256V255H41ZM55 256V255H54ZM121 256V255H120ZM48 257V256H47ZM232 257V256H231ZM26 258V257H25ZM28 258V257H27ZM42 258V257H41ZM223 258V257H222ZM238 258V257H237ZM248 258V257H247ZM255 258V257H254ZM44 259V258H43ZM49 259V258H48ZM46 259V260H48ZM217 260V259H216ZM229 260V259H227ZM244 260V259H243ZM202 261V260H201ZM204 261V260H203ZM202 261V262H203ZM230 261V260H229ZM259 261V262H260ZM48 262V261H47ZM52 261L50 260V263ZM197 262V261H195ZM200 262V261H199ZM210 262V261H209ZM217 262V261H216ZM223 262V261H222ZM232 262V261H231ZM208 263V262H207ZM212 263V262H211ZM210 263V264H211ZM45 264V263H44ZM72 264V263H71ZM76 264V263H75ZM79 264V263H77ZM195 264V263H194ZM197 264V263H196ZM209 264V263H208ZM214 264V263H213Z\"/></svg>",
  "mask_w": 264,
  "mask_h": 264
}]
</instances>
